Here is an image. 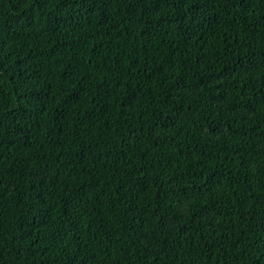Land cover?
<instances>
[{
  "label": "trees",
  "instance_id": "trees-1",
  "mask_svg": "<svg viewBox=\"0 0 264 264\" xmlns=\"http://www.w3.org/2000/svg\"><path fill=\"white\" fill-rule=\"evenodd\" d=\"M0 264H264V0H0Z\"/></svg>",
  "mask_w": 264,
  "mask_h": 264
}]
</instances>
